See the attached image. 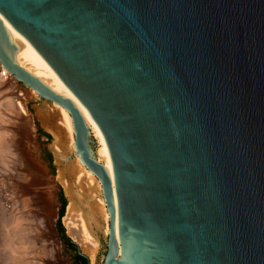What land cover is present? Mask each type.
<instances>
[{"label": "water", "instance_id": "water-1", "mask_svg": "<svg viewBox=\"0 0 264 264\" xmlns=\"http://www.w3.org/2000/svg\"><path fill=\"white\" fill-rule=\"evenodd\" d=\"M0 13L104 134L113 179L74 102L7 54L0 18L1 64L70 110L103 184L102 264H264V0H0Z\"/></svg>", "mask_w": 264, "mask_h": 264}, {"label": "bare ground", "instance_id": "bare-ground-1", "mask_svg": "<svg viewBox=\"0 0 264 264\" xmlns=\"http://www.w3.org/2000/svg\"><path fill=\"white\" fill-rule=\"evenodd\" d=\"M0 18L9 37V43L3 44L7 54L49 89L74 102L90 128V139L94 144L95 139L98 141L99 147L97 154L93 152L94 157L105 165L113 179L112 160L107 142L88 109L33 44L1 13ZM3 69L7 71L6 76L1 74ZM19 82V78L11 74L0 62V87L12 96L10 101L15 100L16 109L10 113L13 112V115H16L14 118L17 119V121L14 119L15 126L12 124L11 129H8L10 136L6 134L0 138V150L15 161L13 163L15 171H12L14 174L10 173L8 176L9 172L6 173L0 168L3 174L6 173L8 176L2 178L6 184L4 182L0 185L6 194L0 197V264H30L34 257L33 264H71L55 228L60 206L57 200L58 183L65 186L70 197L67 213L63 218L68 233L81 243L93 264L100 245L99 232H104L108 237L110 233V213L104 197L103 184L76 152V134L70 110L59 102L43 99L44 103L36 106V116L41 125L54 136L51 148L59 164L57 175L53 177L50 175L48 164L42 158L41 148L36 139L35 116L27 109V101L39 98L40 92L23 83L25 89L22 90ZM20 92H24L25 97L18 98ZM5 106L0 105V112H3L4 118L10 114H5L8 112L6 108L4 109ZM115 204L117 205L116 195ZM116 231L118 236L117 220ZM44 237L49 245L37 247V243ZM30 254L34 255L27 263L26 258H29Z\"/></svg>", "mask_w": 264, "mask_h": 264}, {"label": "rangeland", "instance_id": "rangeland-1", "mask_svg": "<svg viewBox=\"0 0 264 264\" xmlns=\"http://www.w3.org/2000/svg\"><path fill=\"white\" fill-rule=\"evenodd\" d=\"M19 86H20V89H22V90H24L25 89V85H23L22 83H20L19 82ZM23 93L24 92H20L19 94L20 95H22V96H18V98H20V97H25L24 95H23ZM18 95V94H17ZM10 97H12V96H10V94L9 93H7L6 92V90H4V89H2L1 87H0V105H2V104H5L6 106L4 107V109L7 111L8 110V112H5V114L7 115V113H10L11 111H15V100H12V101H10ZM14 98H16V97H14ZM6 101H8V102H6ZM49 101V100H48ZM6 102V103H5ZM44 103V100L43 99H41L40 97L39 98H31V99H29L28 101H27V109L35 116L34 118V121H35V124H36V130H35V132H36V134H37V136H36V139H37V142L39 143V145H40V148H41V154H42V158L44 159V161L48 164L47 165V167H48V169H49V171H50V175L53 177V176H55V175H57V172H58V170H59V164H58V162H57V158H56V154L54 153V151L52 150V148H51V144L53 143V140H54V136H53V134L50 132V131H48L47 129H45L42 125H41V122H40V120L37 118V116H36V106L37 105H39V104H43ZM13 109V110H12ZM14 116L16 117V115H13V112L12 113H10L9 115H8V117H6L5 116V118H4V116H3V112L1 113L0 112V138H3L4 137V135L6 136V134H8V129H11L10 127L12 126V124L15 126V120L14 119H16V118H14ZM11 117V118H10ZM13 118V119H12ZM14 120V122L12 121V120ZM16 121H17V119H16ZM3 124V125H2ZM17 126V125H16ZM3 127V128H2ZM7 127H9V128H7ZM26 129V128H25ZM42 130L43 132H47V133H49L50 135H51V139H49V138H47L45 135H42L40 132H39V130ZM3 132V133H2ZM6 132V133H5ZM25 132H27V131H25ZM28 133V132H27ZM26 133V134H27ZM9 135V134H8ZM10 136V135H9ZM8 136V137H9ZM94 138V137H93ZM11 139V138H10ZM9 140V139H8ZM95 141H96V144H93V148H94V151L96 152V151H98V141L95 139ZM1 152H0V168L1 169H3L4 170V172H9L8 173V176H9V174L10 173H13L14 171H15V166L13 165V163H15V161L13 160V159H10V157H9V155H5V154H3V150H0ZM6 152V151H5ZM96 154H97V152H96ZM7 158V159H6ZM50 158H52V164H51V162H50ZM10 161H9V160ZM11 160H13V161H11ZM2 161V162H1ZM5 162V163H4ZM8 162V163H7ZM9 163H12L11 165H12V167H10L11 165L9 164ZM4 166H3V165ZM8 165V166H7ZM7 166V167H6ZM14 168V169H13ZM1 169H0V185H1V183H2V185H3V183L5 182V184H6V181H2L3 179L2 178H6V177H8L7 175H5L6 173H4L3 174V171H1ZM11 169V170H10ZM6 170V171H5ZM11 171V172H10ZM13 171V172H12ZM14 174V173H13ZM3 176V177H2ZM59 184V191H58V193H57V200L60 202V194H61V192H63V194L65 195V197H66V200H67V203H68V205H69V201H70V197L67 195V193H66V189H65V186L62 184V183H58ZM79 184V183H78ZM62 190V191H61ZM0 197H2V196H5L6 194H4L5 193V191L3 192V189L0 187ZM82 192L83 193H85L83 190H82ZM68 205H67V207H68ZM61 209V207H59V210ZM59 210H58V217H57V219H56V221H55V228H56V230H57V233H58V235H59V239H60V242L62 243V245H63V248H64V251H65V253H66V255H67V257H68V259H69V262L71 263V264H82L81 263V261L78 259V252H76V251H74L71 247H70V244L68 243V241H66L64 238H63V234L61 233V231L59 230V228H58V226H57V221H58V219H59ZM66 213H67V208H66V212H65V215H66ZM65 215L63 216V218L65 217ZM63 218H62V225H63V227H64V234L67 236V237H69L71 240H74L75 241V244L77 245V249L79 248L82 252H84V253H86L87 254V252L86 251H84V248H83V246L81 245V243L76 239V238H74L73 236H71L69 233H68V229H67V225L64 223V221H63ZM45 239V240H44ZM48 239V238H47ZM44 241V242H43ZM41 242H43V243H41ZM107 242H108V235H105L104 234V232H99V250H98V252H97V255H96V258H95V260H94V263L93 264H102V262H103V260H104V255L106 254V252H107ZM40 243V244H39ZM39 243H37V247L38 246H44V245H49L48 244V241L46 240V237H44V238H41V241H39ZM34 255V254H33ZM33 255H29L28 257L29 258H26L27 259V263L29 262L28 261V259H32L33 258ZM49 256H50V254H49ZM89 256V255H88ZM90 258V257H89ZM33 259H35V257L33 258ZM33 259H32V261H33ZM31 260H30V262L33 264V262H32ZM90 262H91V260H90ZM30 263V264H31ZM29 264V263H28Z\"/></svg>", "mask_w": 264, "mask_h": 264}, {"label": "trees", "instance_id": "trees-1", "mask_svg": "<svg viewBox=\"0 0 264 264\" xmlns=\"http://www.w3.org/2000/svg\"><path fill=\"white\" fill-rule=\"evenodd\" d=\"M39 132L42 134V135H45L47 138L51 139V135L47 132H43L41 129L39 130ZM50 162L52 164V158H50ZM62 191V190H61ZM60 201L62 203V206H61V209L59 210V219L57 221V226L59 228V230L61 231V233L63 234V238L68 241V243L70 244V247L78 252V249H77V245L75 244V242H73L69 237H67L65 234H64V227L62 225V218L63 216L65 215V212H66V206H67V200H66V197L65 195L63 194V192H61L60 194ZM78 259L81 261L82 264H88V259L83 256V255H80L78 253Z\"/></svg>", "mask_w": 264, "mask_h": 264}, {"label": "built area", "instance_id": "built-area-1", "mask_svg": "<svg viewBox=\"0 0 264 264\" xmlns=\"http://www.w3.org/2000/svg\"><path fill=\"white\" fill-rule=\"evenodd\" d=\"M6 72L7 71L5 69H3L2 72H1L2 76H6L7 75Z\"/></svg>", "mask_w": 264, "mask_h": 264}]
</instances>
